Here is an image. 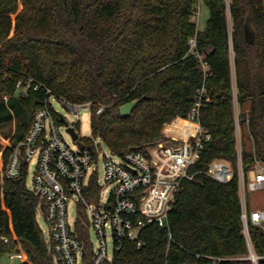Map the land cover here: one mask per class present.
<instances>
[{
    "label": "trees",
    "instance_id": "1",
    "mask_svg": "<svg viewBox=\"0 0 264 264\" xmlns=\"http://www.w3.org/2000/svg\"><path fill=\"white\" fill-rule=\"evenodd\" d=\"M203 1L209 19L198 30L192 19L198 0H0V213L9 238L0 241V257L17 251L24 257L18 264H55L37 222L41 200L27 186V168L18 179L6 175L11 154L44 105L45 88L67 104L91 105L92 136L78 139L82 149L96 151L104 144L124 156L166 141L163 131L172 122L167 133L195 129L180 119L189 118L203 85L211 101L198 118L210 136L201 167L226 160L236 170L234 178L225 184L205 176L186 181L169 227H147L141 247L124 241L112 263L186 264L196 262L197 255L245 254L230 52L232 44L237 102L249 105L239 116L250 142L243 146L248 175L256 160L264 164V0H230L231 35L226 0ZM247 17L256 30L255 44L246 39ZM28 79L39 88L24 95L17 84ZM134 100L139 104L123 117L120 108ZM100 107L104 110L98 114ZM10 123L16 124L14 135L1 131ZM91 185L97 193L95 178ZM76 228L86 242L85 262L91 264L83 210ZM252 233L257 252L264 253L261 229L254 227Z\"/></svg>",
    "mask_w": 264,
    "mask_h": 264
},
{
    "label": "built area",
    "instance_id": "2",
    "mask_svg": "<svg viewBox=\"0 0 264 264\" xmlns=\"http://www.w3.org/2000/svg\"><path fill=\"white\" fill-rule=\"evenodd\" d=\"M190 45L193 52L197 47L195 38L191 39ZM203 68L206 73V63H203ZM17 88L27 95L31 89L38 90L39 85H34V81L28 79L19 81ZM45 89L47 98L44 105L35 112L28 133L11 154L6 175L10 179H18L25 167L29 175L31 164H34L30 190L41 200L38 210H41L48 225L47 242L55 264L87 263L86 242L79 237L76 228L82 210L89 223L91 264H113L114 252L120 249L124 241L141 247L144 244L143 232L147 227L152 224L161 228L169 227V214L186 181L205 176L225 184L235 176L234 166L226 160H215L201 167L204 142L210 140L198 120L201 109L211 101L205 85L196 94L189 118L180 119L196 125L195 129L177 128L170 133L164 129L166 141L157 143L146 153L131 151L124 156L115 155L116 159L106 157L102 144L96 151L81 147L77 151L73 150L62 133L66 127L62 122L61 125L56 122L55 116L59 119L61 116L53 102L69 107L78 120L81 119L80 109L91 105L67 104L54 95L51 89ZM103 110L104 107H100L97 113L101 114ZM69 127L76 130L75 126ZM236 139L242 233L246 252L242 256L230 258L197 255L196 262L186 264H228L234 261L259 264L264 260V253L259 254L256 250L252 233V228L256 227L264 235V208L251 210L247 202L249 193L264 192V164L256 160L251 171L254 178L250 179L243 169L240 135ZM101 154L104 157L103 179L99 178L96 166ZM93 178L98 187L95 194L91 189ZM71 203L77 213L74 222L70 221L69 215ZM1 219L0 213V241L8 243L9 238L4 235ZM90 230L97 238V248L91 242ZM108 239H111V247ZM6 255L11 261L24 258L17 251Z\"/></svg>",
    "mask_w": 264,
    "mask_h": 264
},
{
    "label": "rangeland",
    "instance_id": "3",
    "mask_svg": "<svg viewBox=\"0 0 264 264\" xmlns=\"http://www.w3.org/2000/svg\"><path fill=\"white\" fill-rule=\"evenodd\" d=\"M227 4V17H228V26H229V31L230 35L232 32V19L230 15V0H226ZM193 21L196 22L198 30H204L207 27V22L209 19V9L208 6L205 4L203 0H198L197 5L195 6L193 16H192ZM230 59H231V71H232V81H233V88H234V110H235V119H236V138L240 135L241 141H242V146H245V144H250V142L247 140V128L246 126H243L240 122V113L243 111H247L249 108V105L246 104L244 107H240L238 102H237V97H236V80H235V69H234V60H233V48L231 44V52H230ZM53 106L55 109L58 111V114L66 119L68 124L70 126H75L77 129V133L79 135V138H84V137H91L92 132H91V125H90V120H91V112L92 109L90 106H87L85 108L80 109L79 115L81 117L80 120L72 113V110L69 107H66L64 105H61L57 102H53ZM169 126V125H168ZM166 126V128L168 127ZM165 128V129H166ZM2 132H4L7 135H14L16 132V124L15 123H10L1 129ZM63 136L68 143V145L75 151L80 149L78 141H74L70 133L66 130V128L62 129ZM164 134V133H163ZM96 142H101L96 140ZM162 142V141H161ZM103 145V153L106 155V157H111L113 159H116V156L113 155L109 149ZM155 146V145H154ZM152 146V147H154ZM150 147V148H152ZM97 168H98V174L99 178L103 179L104 176V157L103 154L100 155L98 163H97ZM34 172V164H31L30 170H29V175L27 178V186L30 189L31 186V179L33 176ZM250 179L254 178L253 173L248 174ZM247 202L249 205V208L251 210L257 209V208H264V192L260 193H249L247 196ZM69 215H70V221L74 222L77 218V213L75 211V206L73 203L69 205ZM37 222L40 226V228L45 232V238L47 240V230H48V225L44 219V216L41 212V210L37 211ZM90 239L91 242L93 243L94 248H97V238L92 230H90ZM111 239H108V244L109 247H111ZM19 261H11L7 255H4L0 257V264H18Z\"/></svg>",
    "mask_w": 264,
    "mask_h": 264
},
{
    "label": "water",
    "instance_id": "4",
    "mask_svg": "<svg viewBox=\"0 0 264 264\" xmlns=\"http://www.w3.org/2000/svg\"><path fill=\"white\" fill-rule=\"evenodd\" d=\"M245 35H246V39L249 43L251 44H255L256 43V39H257V34H256V30L254 29L253 25L251 22H249V18L247 17L246 22H245ZM140 100H134L130 103H127L125 105H123L120 108V113L123 117H128L131 115L132 111L134 110V108L139 104ZM60 120L62 122V124L67 128V131L70 133V135L72 136V138L74 139V141H78L79 139V135L76 132V130L73 127H69L68 122L66 121V119L64 117H60Z\"/></svg>",
    "mask_w": 264,
    "mask_h": 264
},
{
    "label": "crops",
    "instance_id": "5",
    "mask_svg": "<svg viewBox=\"0 0 264 264\" xmlns=\"http://www.w3.org/2000/svg\"><path fill=\"white\" fill-rule=\"evenodd\" d=\"M178 120V119H177Z\"/></svg>",
    "mask_w": 264,
    "mask_h": 264
}]
</instances>
